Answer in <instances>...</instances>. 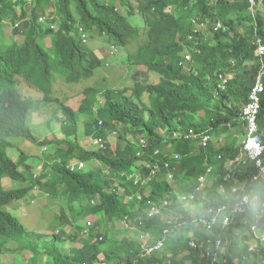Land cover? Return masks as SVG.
Here are the masks:
<instances>
[{
  "label": "trees",
  "instance_id": "obj_1",
  "mask_svg": "<svg viewBox=\"0 0 264 264\" xmlns=\"http://www.w3.org/2000/svg\"><path fill=\"white\" fill-rule=\"evenodd\" d=\"M135 2L0 0V252L29 251L24 264H162L164 258L172 264H212L208 252L217 250L216 240L220 239L227 248L223 252L226 262L216 264H248L250 251L241 232L247 226L246 217L264 227V182L252 180L257 171L252 161L227 163L241 154L236 133H246L243 109L264 69V55L259 52V41L264 44V0H254V5L251 0ZM138 13L145 26L129 20ZM193 19L207 22L208 29L196 33ZM218 22L222 27L216 30ZM5 27L11 28L10 39H5ZM91 41L123 50L120 60L125 66L137 67L131 85L101 87L102 80L116 87L106 73L96 76L103 65L105 70L111 67L110 72L113 68L107 57L91 48ZM187 51L192 61L183 64ZM151 74L158 80H152ZM220 75H230L224 89ZM93 77L95 84L86 82ZM59 79L85 84L77 111L52 96ZM21 81L41 91L43 97L22 94L18 89ZM98 98H103L100 105ZM52 104H57L65 119L61 132L44 137L40 145H51L54 151L43 153L34 165L24 150L13 158L10 150L15 139L40 140L33 129V112ZM42 113L37 112L39 117L46 115ZM258 121L264 138V93ZM45 125L50 129L52 119ZM190 129L199 136L174 137V132ZM111 132L117 134V141H107L106 148L81 143L82 137L107 140ZM206 134L211 138L204 146L201 139ZM143 138L145 148L139 145ZM219 139L222 144L216 143ZM41 161L42 168L34 172ZM76 162L85 166L72 168ZM155 163L161 171L147 184L137 186L129 179L134 172L147 177L151 173L147 164ZM97 164L100 166L95 167ZM49 165L52 170L46 171ZM209 168L212 172L200 187V177ZM169 173L183 182L179 190ZM228 173L238 182L227 180ZM5 178L15 185L6 188ZM243 182L245 189L232 194V186ZM18 184L23 186L16 187ZM257 184L260 217L252 207L231 225L223 226L222 216L212 229L199 222L209 216L210 208L235 202L244 193L255 194ZM33 190L63 202L59 203L62 227L52 235L29 230L6 208ZM139 191L141 200L130 198ZM188 194L194 198L184 199ZM165 201L169 204L161 213L148 216L152 205ZM191 207L194 213L189 211ZM87 217L92 219L90 226L81 222ZM119 219L129 224L113 237L112 225ZM132 228L150 234L149 246L159 240L163 246L145 254L140 237L131 238ZM255 251L251 252L253 262L260 256L264 264V245L258 244Z\"/></svg>",
  "mask_w": 264,
  "mask_h": 264
},
{
  "label": "rangeland",
  "instance_id": "obj_2",
  "mask_svg": "<svg viewBox=\"0 0 264 264\" xmlns=\"http://www.w3.org/2000/svg\"><path fill=\"white\" fill-rule=\"evenodd\" d=\"M132 2H135V0H131ZM34 2H31L27 5V9L30 10L31 7L33 6ZM252 4L254 5L255 2H252ZM18 8V7H17ZM19 10V8H18ZM129 20L132 22V24L137 25V26H145V22L143 17L138 13L135 15H132ZM4 32H5V39H10V33H11V28L10 27H5L4 28ZM48 44H50V40L49 38L46 39ZM91 48L99 55V56H104L107 57V60H109V66H112V71H107L110 70V68L104 67V65L102 67H100L97 72H96V76L102 75L103 73H106V76L108 78L111 79V81L115 82V86L114 87L112 85V83L102 80L101 82V87H109V88H117V87H126L128 85H131V83L133 82V75L135 73V71L137 70V67H130L125 66V64L123 63L122 60H120L119 56L123 55V50L121 48H119V50L117 48H112V47H108L105 45H101L102 43L98 42V41H91L90 43ZM95 76V77H96ZM95 77L91 78L90 80H87L86 82H90V83H96L97 79H95ZM95 79V80H94ZM151 79L156 81L158 80V76L155 74H151ZM117 83V84H116ZM93 84V85H94ZM84 88H85V84L84 83H68L64 80H56L54 82L53 85V91H52V96L54 98H57L58 100L64 102L67 105L72 106L76 111L79 109L80 104H81V100L83 98V92H84ZM18 89L21 91L22 94L28 95L30 97L36 98V99H41L43 97V93L41 91H37L32 89L27 83L21 81L18 84ZM99 99V105L102 104V100L103 98H98ZM57 104H52V105H48V106H44L42 105L39 109H37L36 111L40 112V114L43 112H46V115H40L37 114V112H33V121L35 122V125L33 126V129L35 131V133L40 137V140H37L34 143H30L25 141L22 138H18L15 139V146L13 147V150H10V155L13 157H17V155H19L20 151L24 150L27 154L30 155L31 157V161L30 163L32 165H34L37 161L38 158L41 157V155L45 152H52L54 151V147L51 145L48 146H43L40 145V141L41 139H43L44 137H51L53 136L55 133L61 132V122L62 120L65 119V115L63 114V112L61 111V109L58 107L56 108ZM42 113V114H43ZM202 114V113H200ZM48 119H52V125L51 128H46L45 122ZM78 120H80V118H78ZM85 119L81 118V121H84ZM241 128L244 129V125L241 124ZM84 131V126L83 123L80 126V133L81 135L83 134ZM234 131V130H233ZM110 133V135L107 137V141L108 142H112V143H116L117 141V134L114 132ZM224 133V132H223ZM224 136H228L227 133L224 134ZM236 136L238 137V142L237 144H242V141L245 139L246 133H243L242 131H240V133H236ZM91 138L90 137H82L81 138V143L84 144L85 146H91L90 143ZM217 138H214L213 141H217ZM219 142H216L217 144H222L223 141L222 139H219ZM198 143V141H193L192 144L193 146H196ZM54 163V161L51 163V165ZM43 161H41L37 167L34 169V172H38L40 171V168L43 166ZM49 165L46 167V171L52 170V166ZM95 165H93L94 167ZM100 166V164H97L95 167ZM38 169V171H37ZM264 182V176L261 179ZM9 180V178H5L4 180V185L7 184L8 187H12L15 184ZM171 183L179 190V188L181 187V185L183 184V182H177L175 177L173 178V180H171ZM12 184V185H11ZM206 184V182H204V185ZM11 185V186H10ZM20 185L22 184H18V186L16 187H20ZM40 190V189H38ZM259 184H257L256 186V192L255 195L257 196V198L255 199L256 202V208L258 210V215H261V211L262 209L260 208L261 206V196H260V192H259ZM32 194V196H31ZM59 203H63L61 201H59L58 199H52L51 197H49L48 195H45L43 192L40 191H35L33 190L29 195H27L26 198H24L21 201H15L13 204L7 206L6 208L8 210H10L13 215H15L22 223H24V225L29 229V230H33V231H40V232H46L49 235H52L54 232H57L59 229H61L62 224L60 223V218H59V212H60V207H59ZM189 211L193 212V207H191L189 209ZM181 216V215H180ZM244 220L247 221L245 226V230L242 233L245 234V242L248 246V249L250 252H247V261L246 262L248 264H261L260 261V256H257V262H253L255 260V257L253 256V254L251 252H256L253 251L257 250L258 244H260L259 242V237L254 236L255 233L257 232L258 235H261L262 233H264V227H260L258 226V230H257V226L256 229L253 228V225H257L256 223H253V221L249 218H244ZM88 221H92V219L90 217L81 219V222L84 224L87 223ZM129 223H126L125 220H117L116 223L114 222L112 227H115L114 232H112V236L115 237L119 234H121V231H125L126 226ZM71 226H67L66 230H70ZM113 227V228H114ZM192 231V230H191ZM131 238L136 240L137 238L140 237L141 241L143 242V247H147L148 246V242H146L142 235L138 232L137 229L132 228L131 230ZM68 245H70V243H67ZM66 245V243H65ZM224 250L226 251L227 248H224L223 245H221V247L219 248V261L220 262H226V257L223 255ZM143 252H147V251H143ZM242 253H244V255L246 254V250H243ZM30 252L29 251H24L22 252H18L16 254H10V253H3L0 252V264H24V262L26 263L27 261V255H29ZM150 255V254H147ZM182 254L179 255L182 256ZM239 255H241L239 253ZM259 257V258H258ZM104 259V255L101 254L100 255V259ZM46 261V257L42 258V262L45 263ZM191 262V261H186V263ZM153 264H157V263H153ZM162 264H172V262L168 261L166 262V258H164V261L162 262Z\"/></svg>",
  "mask_w": 264,
  "mask_h": 264
},
{
  "label": "built area",
  "instance_id": "obj_3",
  "mask_svg": "<svg viewBox=\"0 0 264 264\" xmlns=\"http://www.w3.org/2000/svg\"><path fill=\"white\" fill-rule=\"evenodd\" d=\"M254 2V0H251ZM193 26L194 30L196 33H200L204 30L208 29V23L205 21H199L198 19H193ZM222 27L221 22H218L215 26V29H219ZM259 52L260 55H264V44L259 41ZM192 61V54L187 51L185 54V61H183V64L187 62ZM230 75H220V78L222 80L220 86L224 89L227 81L229 79ZM264 93V69H261L259 74L256 77V80L254 82L253 88L250 92L249 95V101L245 105L243 109V120L246 122V136L245 139L242 141V148H241V154L237 156L236 158L229 160L228 165L232 166L233 164H240L244 165L249 161H252L256 168L257 171L252 175V180L257 181L261 180L264 176V138L263 134L260 131V125H259V112L261 108V100H262V94ZM199 134L195 133L193 129H190L189 131L187 130H179L174 132V137L175 138H184V139H190V138H196L198 137ZM210 135L206 134L203 136L201 139L202 144L204 146L207 145V142L210 140ZM91 145L97 147V148H106L107 146V140L104 138H95L90 140ZM140 147H146L147 141L146 139H141L139 142ZM140 155V153H138ZM85 166L84 162H76L72 165V168L76 169H82ZM166 166L168 167V163H166ZM147 167L150 169L151 173L148 174L147 177L142 176L139 173H132L129 175V179L134 181V183L137 186L147 184L149 181L152 180V178L158 174L161 171V167L159 163L155 164H147ZM42 168V167H41ZM40 168V169H41ZM212 172V168H209L207 171V174L203 175L200 177V182L201 185L200 187H204V182L207 180V176ZM36 176V174H35ZM169 177L171 180H173L174 176L173 173H169ZM226 179L231 181V182H238V179L232 175L231 173H228L226 175ZM241 186L238 185H233L231 188V193L235 194L238 193L240 188L245 189L246 187V182H243ZM222 192H225V190H222ZM142 193L139 191V194L136 196H131L130 198H135L137 197L138 200L142 199ZM184 199L187 198H194V194H188L183 196ZM257 196L249 194V193H244V195L237 201L235 202H228V203H223L219 205L218 207H212L209 209V216L208 217H201L200 218V223L206 228V229H212L214 225L218 222L219 218L222 216L223 219V226L231 225L234 222H237L238 219L237 217L241 216L242 214H248L249 210L254 207L256 208V202L255 199ZM92 204H96L95 200H92ZM169 204L168 201H165L163 204H154L152 205L149 215L148 216H153L156 214L161 213V210L164 206H167ZM263 207H264V202H263ZM258 213V210H257ZM261 215L257 214V217H260ZM244 223L246 224L247 221L244 220ZM88 226L91 225V221H88L86 223ZM258 230V225H253V228ZM143 239L148 242V239L150 238L149 233H142L141 234ZM254 236L259 237V242L260 244L264 245V233L261 235H258L257 232L255 233ZM216 251H210L208 254H212L213 259H212V264H216L219 261V248L222 245V242L220 239L216 240ZM163 246V241L159 240L157 243H155L153 246H148L144 247V251H147L145 254H152L156 250L160 249ZM256 250V248H255ZM253 250V251H255ZM104 261V259L102 258ZM186 264H195L193 262H188Z\"/></svg>",
  "mask_w": 264,
  "mask_h": 264
},
{
  "label": "crops",
  "instance_id": "obj_4",
  "mask_svg": "<svg viewBox=\"0 0 264 264\" xmlns=\"http://www.w3.org/2000/svg\"><path fill=\"white\" fill-rule=\"evenodd\" d=\"M13 158H17V157H13ZM11 183H12V182H11ZM11 185H12V184H11ZM11 185H10V186H11ZM21 186H23V185H21ZM5 187L9 189V188H12L13 186H12V187H8L7 184H6Z\"/></svg>",
  "mask_w": 264,
  "mask_h": 264
}]
</instances>
